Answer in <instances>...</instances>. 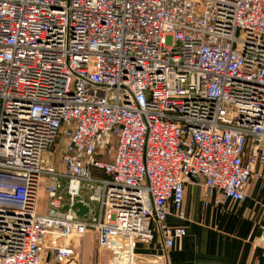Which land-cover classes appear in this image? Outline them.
Listing matches in <instances>:
<instances>
[{
  "label": "built area",
  "instance_id": "2783aa9c",
  "mask_svg": "<svg viewBox=\"0 0 264 264\" xmlns=\"http://www.w3.org/2000/svg\"><path fill=\"white\" fill-rule=\"evenodd\" d=\"M253 179L264 0H0V264L78 263L90 230L101 264L159 263L137 245L187 235V183L220 203Z\"/></svg>",
  "mask_w": 264,
  "mask_h": 264
},
{
  "label": "crops",
  "instance_id": "0c3cea01",
  "mask_svg": "<svg viewBox=\"0 0 264 264\" xmlns=\"http://www.w3.org/2000/svg\"><path fill=\"white\" fill-rule=\"evenodd\" d=\"M244 201L216 202L197 181L186 184L183 211L170 214V226H183L187 235L166 251L160 234L150 243H138L136 251L156 264H264V179H253ZM79 253L72 264H101L108 259L93 231L69 241Z\"/></svg>",
  "mask_w": 264,
  "mask_h": 264
},
{
  "label": "rangeland",
  "instance_id": "374dc122",
  "mask_svg": "<svg viewBox=\"0 0 264 264\" xmlns=\"http://www.w3.org/2000/svg\"><path fill=\"white\" fill-rule=\"evenodd\" d=\"M47 200L48 194L44 189V183H42L39 195H38V210L46 211L47 210Z\"/></svg>",
  "mask_w": 264,
  "mask_h": 264
},
{
  "label": "water",
  "instance_id": "95a60500",
  "mask_svg": "<svg viewBox=\"0 0 264 264\" xmlns=\"http://www.w3.org/2000/svg\"><path fill=\"white\" fill-rule=\"evenodd\" d=\"M69 206H65L64 208L65 209H68ZM74 209H79L77 211V214L78 215H82V214H85L86 211L88 210V207L86 205H84L82 202H77L74 206H73Z\"/></svg>",
  "mask_w": 264,
  "mask_h": 264
}]
</instances>
